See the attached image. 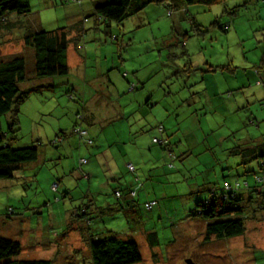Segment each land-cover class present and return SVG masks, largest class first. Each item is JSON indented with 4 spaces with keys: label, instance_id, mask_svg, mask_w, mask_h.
<instances>
[{
    "label": "rangeland",
    "instance_id": "1",
    "mask_svg": "<svg viewBox=\"0 0 264 264\" xmlns=\"http://www.w3.org/2000/svg\"><path fill=\"white\" fill-rule=\"evenodd\" d=\"M29 1L31 12L12 17L15 28L0 29V60H28L20 84L27 94L15 125L2 117L4 132L17 138L15 147L39 148L36 161L0 180V234L21 243L20 258L86 263L88 234L113 233L138 243L136 264H264V203L255 192L242 191L243 235L207 238V221L196 215L197 203L225 180L264 183V0H168L171 15L166 3H151L109 27L94 17L105 0ZM79 22L86 33L69 48V74L38 79L24 34ZM78 113L94 145L73 134ZM159 123L180 155L173 168L152 142ZM137 183L133 208L105 210L117 201L115 188ZM93 198L88 224L76 214ZM148 200L157 205L145 208ZM149 232L158 234L155 247Z\"/></svg>",
    "mask_w": 264,
    "mask_h": 264
},
{
    "label": "trees",
    "instance_id": "2",
    "mask_svg": "<svg viewBox=\"0 0 264 264\" xmlns=\"http://www.w3.org/2000/svg\"><path fill=\"white\" fill-rule=\"evenodd\" d=\"M75 1L81 5L84 3V0H74L73 2ZM181 1L184 5L188 6L196 3L211 5L225 0ZM151 3H166L167 7H169L168 14L171 15L174 12V7L172 4H169L168 0H105L94 5L96 26L105 24L106 27H109L112 22H122L140 13ZM182 9L186 11L185 7ZM29 12H31L29 0H0V29L15 28L16 22L12 17H19ZM229 26V24H225L223 25V29L228 30ZM70 29L68 27H61L53 30H39L24 34V43L33 52V60L35 62L33 70H35V76L38 79L67 76L69 74V48L71 45L78 47L81 42L80 38L86 33L84 22H79V26ZM27 68L28 60L22 54L0 60V180L12 179L15 172L21 169L22 166L34 162L39 158L38 146L15 147L14 141L17 138H8L2 125V117L5 115L12 116V126L17 122L19 103L24 100L27 94V91L20 87V84L28 78ZM138 88L137 85H133L131 90L135 91ZM91 119L93 122L96 121L94 115L89 117V120ZM77 120L80 121L81 125L75 123L73 134L77 133L80 138L86 141L87 145H94V139L89 135V131L82 126V122L87 120L86 116L78 113ZM10 131L14 133L11 127ZM167 131L168 128H166L164 123H159L156 126V133L152 138V142L167 151L168 158L172 160L168 166L173 168L174 161L180 155H177L175 152V145L171 142ZM63 135L56 137L52 143L57 145L63 142ZM237 149L238 154L242 156L241 147L238 146ZM257 154H260V152ZM83 160L85 161L83 162ZM86 162L88 160L84 158L80 161V164L82 165ZM128 169L130 172H134L136 167L128 163ZM86 176L88 179L90 178V175ZM54 184H57L56 190H58L59 182L57 181ZM137 184H127L125 189L115 188L114 193L117 201L115 205L108 206L105 210L123 211L133 208L138 202L136 200L139 196L138 190L139 188L141 189V185L139 183ZM227 186L229 187L227 188ZM219 188L215 187V189H210L209 198L204 202L199 201L197 203L200 210L196 215L207 221V238L220 240L243 235L246 230V210L243 207L244 198L241 197L242 191L251 190V198H253L252 193L255 192L256 195L262 198V202L264 203L263 179L258 178L252 186L248 180H244V182L240 180L234 182L225 180ZM94 201V198L90 199V203L78 211L76 214L77 218L87 219L89 224L90 218L88 216L91 210L90 206ZM151 201H154L155 205L149 208L147 204ZM156 205V200L144 202V206L147 209H153ZM8 211L11 212L13 209L9 208ZM77 218L71 220L76 221L78 220ZM87 238H89L87 241L89 260L86 263L82 262V264H136L142 260L138 243L134 239H125L113 233L105 237H96L88 234ZM147 238L151 247L159 244V238L156 232H149ZM21 252L22 246L20 242L12 239L10 236L0 234V264H53V261L49 259H21Z\"/></svg>",
    "mask_w": 264,
    "mask_h": 264
},
{
    "label": "built area",
    "instance_id": "3",
    "mask_svg": "<svg viewBox=\"0 0 264 264\" xmlns=\"http://www.w3.org/2000/svg\"><path fill=\"white\" fill-rule=\"evenodd\" d=\"M85 160H83V162H84ZM131 168H133L132 166H131ZM54 187L56 188L57 187V184H54ZM229 186H227V188H228ZM155 205V202L154 201H151V202H148V204H147V206L149 207V208H151V207H153Z\"/></svg>",
    "mask_w": 264,
    "mask_h": 264
},
{
    "label": "water",
    "instance_id": "4",
    "mask_svg": "<svg viewBox=\"0 0 264 264\" xmlns=\"http://www.w3.org/2000/svg\"><path fill=\"white\" fill-rule=\"evenodd\" d=\"M186 262L188 264H198V263H195L192 259H187Z\"/></svg>",
    "mask_w": 264,
    "mask_h": 264
},
{
    "label": "crops",
    "instance_id": "5",
    "mask_svg": "<svg viewBox=\"0 0 264 264\" xmlns=\"http://www.w3.org/2000/svg\"><path fill=\"white\" fill-rule=\"evenodd\" d=\"M205 93H206V89H205ZM206 94H208V93H206Z\"/></svg>",
    "mask_w": 264,
    "mask_h": 264
}]
</instances>
